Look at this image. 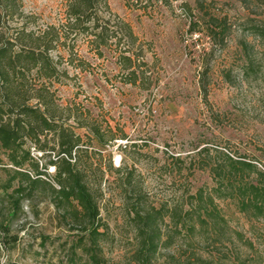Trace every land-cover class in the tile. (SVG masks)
I'll return each mask as SVG.
<instances>
[{"label":"rangeland","instance_id":"obj_1","mask_svg":"<svg viewBox=\"0 0 264 264\" xmlns=\"http://www.w3.org/2000/svg\"><path fill=\"white\" fill-rule=\"evenodd\" d=\"M66 2L22 0V14L8 26L35 33L59 27ZM107 2L138 42L119 47L113 40L100 57L79 37L68 43L70 61L59 46L53 52L55 60L63 58L57 68L70 79L56 89L59 104L75 106L79 120L125 136L100 148L86 128L69 122L84 145L89 144L86 136L92 139L84 146L91 156V161L84 157V168L100 210L102 257L107 264H133L139 248L133 208H161L167 215L161 224L165 239L174 233L170 210L199 188L213 187L208 170L200 167L208 158L198 156L199 150L258 158L263 169L264 47L254 28L264 21V5L257 0H152L143 7ZM124 50L137 59L136 83L119 64ZM32 155L44 172L49 159L33 150ZM23 172L35 178L29 168ZM46 172L40 180L55 187L54 169ZM19 186L24 190L16 194ZM51 193L45 184L32 191L0 150V264H70L68 246L81 229L62 219ZM11 196L20 198L13 216ZM217 204L233 232H242L264 254V241L257 242L264 240L262 225H252L230 201ZM187 243L176 235L170 246H161L155 264H186L192 254ZM219 248L242 258L254 253L235 239ZM212 250L205 246L198 252L206 257ZM76 262L88 264L84 256Z\"/></svg>","mask_w":264,"mask_h":264},{"label":"trees","instance_id":"obj_2","mask_svg":"<svg viewBox=\"0 0 264 264\" xmlns=\"http://www.w3.org/2000/svg\"><path fill=\"white\" fill-rule=\"evenodd\" d=\"M124 1L128 7H143L152 0ZM257 1L264 5V0ZM21 3L22 0H0V150L8 164L28 181L32 191L37 185H47L58 214L81 229L68 246L70 264H77L80 256H84L88 264H107L100 244L104 236L100 210L84 168V157L91 161L84 146L91 145L92 139L86 136L89 144L84 145L69 122L77 128H86L100 148L125 136L123 133L116 135L109 126L102 130L96 123L79 120L75 106L59 104L56 85H62L70 76L58 70V60L63 58L59 56L55 60L53 52L59 46L64 47L70 61L72 51L68 43L85 37L90 49L101 57V49L113 44V40L115 46L120 47L124 41L133 46L138 38L131 26L110 10L107 0H67L63 23L46 31L35 33L25 28H9L8 24L21 13ZM242 3L247 4V0ZM254 34L264 47V21L255 25ZM210 35L216 32L211 29ZM130 51H120L119 64L132 83H136L137 59L129 55ZM32 150L40 153L41 158L49 159L43 166L44 172L39 170ZM204 154L208 162L200 167L208 170L214 185L210 189L199 188L170 210L174 220L170 228L174 233L164 239L161 224L167 215L161 208L143 211L139 206L133 208L139 239L133 264H155L161 246H170L176 235L190 241L187 244L192 254L186 264H264V254L258 252L255 243L242 232H233L217 204L232 202L237 212L252 225H262L260 231L264 233V166L263 169L258 167V158L231 157L219 150L209 156L207 148L197 152L198 156ZM48 167L54 169L55 187L40 180L47 175ZM25 168L34 172L35 178L23 172ZM23 187L19 186L15 193H21ZM10 203L14 208L13 216L18 211L20 198L11 196ZM234 239L253 251V255L242 258L236 252H224L219 248ZM261 241L264 240H257L258 245ZM205 246L214 250L203 257L198 250ZM262 249L264 252V244Z\"/></svg>","mask_w":264,"mask_h":264}]
</instances>
